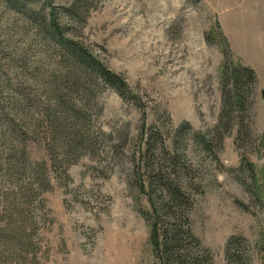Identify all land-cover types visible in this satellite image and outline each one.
Instances as JSON below:
<instances>
[{"label": "rangeland", "instance_id": "1", "mask_svg": "<svg viewBox=\"0 0 264 264\" xmlns=\"http://www.w3.org/2000/svg\"><path fill=\"white\" fill-rule=\"evenodd\" d=\"M51 9L124 84L75 77ZM227 46L256 74L252 138L238 149L233 132L211 161L195 135L217 126ZM186 124L193 235L212 264L234 238L264 264V204L239 172L243 155L264 168V0H0V264H156L133 165Z\"/></svg>", "mask_w": 264, "mask_h": 264}, {"label": "trees", "instance_id": "2", "mask_svg": "<svg viewBox=\"0 0 264 264\" xmlns=\"http://www.w3.org/2000/svg\"><path fill=\"white\" fill-rule=\"evenodd\" d=\"M50 4V0H44ZM50 7V6H49ZM57 14L49 11L47 28L57 37L60 47L68 53L62 62H71L69 69L79 74L83 80L102 79L116 87L124 84L106 66L94 58L81 45L64 38ZM226 59L221 74V109L218 123L214 130L206 134L195 135L199 151L211 161H216L217 154L222 150L226 138L236 132L238 149L245 148L246 141L252 138L251 101L256 88V74L250 68L234 64L230 59L228 46L224 54ZM69 59V60H67ZM117 80L119 82H117ZM117 83V84H116ZM190 131L189 125H183L173 143L174 151L170 152L159 135L150 134L145 141L146 150L142 152L137 166L133 165V176L136 187L146 197L149 210L143 216L149 225L150 244L156 264H212L210 254L201 248L193 235L191 213L193 200L189 187L183 182L189 176L187 164L178 155V148L183 141L182 135ZM159 138V139H158ZM145 140L144 132L140 141ZM93 141L83 139L80 146L87 149ZM264 158V139L262 142ZM75 145L70 151L75 152ZM243 155L240 174L251 176L250 193L256 203L264 204V168L261 176L255 166ZM249 248L244 240L234 238L226 247L227 264H250Z\"/></svg>", "mask_w": 264, "mask_h": 264}]
</instances>
